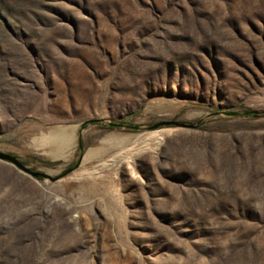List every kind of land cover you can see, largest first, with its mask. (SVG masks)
I'll return each mask as SVG.
<instances>
[{
  "label": "rangeland",
  "instance_id": "374dc122",
  "mask_svg": "<svg viewBox=\"0 0 264 264\" xmlns=\"http://www.w3.org/2000/svg\"><path fill=\"white\" fill-rule=\"evenodd\" d=\"M0 148V264H264V0H0Z\"/></svg>",
  "mask_w": 264,
  "mask_h": 264
},
{
  "label": "water",
  "instance_id": "95a60500",
  "mask_svg": "<svg viewBox=\"0 0 264 264\" xmlns=\"http://www.w3.org/2000/svg\"><path fill=\"white\" fill-rule=\"evenodd\" d=\"M253 116L256 117V114H254ZM178 124H179L178 122L173 121V120L160 121V122H157V123L149 125V126H143V127L136 126V130L150 131V130L158 129L159 127H162V126H171V125H178ZM179 125L180 126L191 127L188 124H184V123L183 124H179ZM0 161H6V162L11 163L19 171H21L22 173H24V174H26V175H28V176H30L32 178H35V179L45 178V179H48L50 181H55L57 179L55 177H52L51 174H49V173L31 170L29 167L24 165L22 163V161L19 160L17 157H15V156H13L11 154L5 153V152H1L0 151Z\"/></svg>",
  "mask_w": 264,
  "mask_h": 264
},
{
  "label": "bare ground",
  "instance_id": "6f19581e",
  "mask_svg": "<svg viewBox=\"0 0 264 264\" xmlns=\"http://www.w3.org/2000/svg\"><path fill=\"white\" fill-rule=\"evenodd\" d=\"M76 128L77 127H72V128H60V129H56V130H54V131H52L53 133H67V132H69V136L68 137H70L72 140H74V138H75V134H76ZM51 140V139H50ZM108 138H106V139H104V140H102V142H101V144H104V143H106V142H108ZM48 141V140H47ZM46 141V142H47ZM70 142V141H69ZM66 143H67V141H66ZM123 143V142H122ZM159 145V144H158ZM99 146H93V147H90L89 149H88V151L86 152V154L84 155V160L86 161V160H88V159H90V158H92L95 154H96V152L99 150V148H98ZM102 148V147H101ZM1 149V148H0ZM64 149V148H63ZM66 150V149H65ZM64 151V150H63ZM54 152V151H53ZM68 152V151H67ZM70 156V155H69ZM55 157H57V158H66V155H61V153L60 152H56V156ZM56 158V159H57ZM53 172H49V174H52Z\"/></svg>",
  "mask_w": 264,
  "mask_h": 264
},
{
  "label": "trees",
  "instance_id": "16d2710c",
  "mask_svg": "<svg viewBox=\"0 0 264 264\" xmlns=\"http://www.w3.org/2000/svg\"><path fill=\"white\" fill-rule=\"evenodd\" d=\"M247 113H248V115L251 114L250 111ZM234 115H236V114H234ZM105 128L109 129V130H112L114 128H123V129H127L129 131H136V126H134V125H124L123 123H115V122L114 123L113 122L108 123ZM81 150H82V144H81V142H79V151L81 152ZM28 159H36V158L29 157Z\"/></svg>",
  "mask_w": 264,
  "mask_h": 264
}]
</instances>
